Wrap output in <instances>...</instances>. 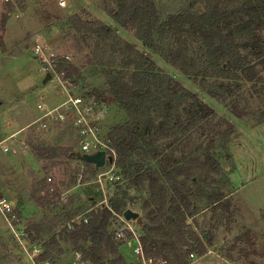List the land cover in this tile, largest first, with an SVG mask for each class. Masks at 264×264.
Listing matches in <instances>:
<instances>
[{
	"label": "rangeland",
	"instance_id": "rangeland-1",
	"mask_svg": "<svg viewBox=\"0 0 264 264\" xmlns=\"http://www.w3.org/2000/svg\"><path fill=\"white\" fill-rule=\"evenodd\" d=\"M153 1L158 16L164 19L182 10L203 12L212 0ZM245 1L258 0H227V3L234 7ZM116 9L117 0H72L67 9L59 8L56 0H0V108L5 109L6 115L0 113V138H4L0 143L7 142L0 146V197L16 203L6 217L14 228L12 235L15 242L20 244L14 249L20 262L10 261L0 247V264H49V261L37 262L48 238L53 235L58 237L65 227L86 222L87 213L100 211L105 206L100 203L102 197L96 194L97 185H100L95 179L102 171L106 175L100 184L105 187L108 200L121 187L130 198L128 210L136 214L130 218L118 214L124 218L122 221L113 213L109 232H115L119 222L122 226H130L139 239L143 232L144 210L141 203L147 194L137 186H130L115 165L113 167L106 162L103 168L93 172V164L88 165L77 157L38 159L33 154L32 144L64 146L71 148V153L79 152L74 131L66 123L56 121L44 129L34 120L22 132L11 133L22 123L41 116L65 99V91L54 85L51 77L47 78L54 75L53 71H57L63 58L82 72L80 76L75 74V91L103 102L100 134L108 144L109 131L127 118L110 94L97 95L105 82L103 71L110 66L117 67L120 56L115 54L116 58L112 59V53L102 40L70 27L66 22L68 13L107 24L115 37L147 53L158 68L233 124L234 132L226 144L228 157L219 154L222 149L218 146L214 148L209 139H205L200 147V151L209 150L220 161L222 174L214 185L227 198L228 209L209 205L205 197L197 199L196 207L187 217L186 229L195 232L201 244L193 241L188 233V245L183 250H190L187 264H264V120L237 118L223 103L202 91L199 78L185 75L147 48L135 36L133 29L116 23L109 15ZM259 33L264 41V26ZM36 44L43 47L45 61L36 56ZM258 68L264 76V68L260 65ZM253 84L241 81L246 98L257 106L259 103L251 95ZM16 112L19 113L18 119ZM6 121L10 125L2 127ZM4 133L6 136H3ZM7 156L16 160L6 159ZM145 163L153 167L156 164L155 161ZM48 177L51 181L47 180ZM7 225L0 216V233L6 238L11 232ZM59 244L62 254H57L56 264H89L70 243L60 240ZM122 246L118 251L126 264H143L130 247ZM164 255L148 256L152 264H168L167 259L171 257Z\"/></svg>",
	"mask_w": 264,
	"mask_h": 264
},
{
	"label": "trees",
	"instance_id": "trees-1",
	"mask_svg": "<svg viewBox=\"0 0 264 264\" xmlns=\"http://www.w3.org/2000/svg\"><path fill=\"white\" fill-rule=\"evenodd\" d=\"M109 13L120 26L133 29L135 36L166 62L187 76L199 78L202 91L223 103L237 118L264 120V76L258 68H264V41L259 33L264 26V0L245 1L234 7L227 0H212L203 12L182 10L164 19L158 16L153 0H117V9ZM66 17L76 31L102 40L112 59L115 54L120 56L117 67L103 71L105 82L97 95L110 94L127 117L113 126L108 138L123 179L147 194L141 203L143 250L147 256L169 255L168 264H187L190 250H183L188 245L187 234L201 244L195 232L186 229L196 200L205 197L209 205L225 210L229 205L214 185L222 174L220 161L209 150L200 151L201 144L209 139L214 148L222 149L219 154L228 157L226 144L234 126L158 68L147 53L115 37L107 24L83 19L76 13ZM57 71L66 72L73 82L76 75H82L64 58ZM241 81L255 83L251 95L257 106L246 98ZM71 150L31 145L38 159L79 158V152ZM145 161L156 164L149 166ZM119 189L100 211L87 213L86 222L65 227L58 237L48 238L37 262L56 264L57 254H62V240L89 264H126L118 251L123 242L109 232L113 213L123 214L129 209L127 191Z\"/></svg>",
	"mask_w": 264,
	"mask_h": 264
},
{
	"label": "built area",
	"instance_id": "built-area-1",
	"mask_svg": "<svg viewBox=\"0 0 264 264\" xmlns=\"http://www.w3.org/2000/svg\"><path fill=\"white\" fill-rule=\"evenodd\" d=\"M6 1L14 2L15 0ZM71 2L72 0H56L57 6L61 9H67ZM37 36H39V34H37ZM34 51L37 57L42 58L44 61L46 60L45 55L43 54V47L41 45L36 44L34 46ZM49 73H51V71ZM53 73L54 75L50 77L54 80V85L64 90L66 97L59 104L48 109L41 116L37 117L34 123H39V125L44 129H48L56 121L66 123V125L71 127L74 131L77 145L76 149L79 153L90 154L103 150L106 155L110 154L112 156V162L108 163L107 160L106 162L108 164H112L114 167L116 157L115 151L111 148L110 144H108V142L101 137L100 134V120L104 116L103 102L96 101L84 94L74 92V82L71 78L66 76L65 72L53 71ZM38 107L42 108V105L39 104ZM6 149L7 148H4V150ZM105 165L106 164H104L101 168ZM105 175L106 172L102 171L95 179V182L100 185V187H98L96 184V194L99 197H102L100 200L102 205H107L108 199L105 187L100 184ZM47 180L51 181V178L48 177ZM61 195H65V192H61ZM13 209L14 205L11 200L5 197H0V211L5 217L7 214L11 213ZM118 217L124 221L122 216L118 215ZM128 229L130 232H128ZM114 238L122 240L123 245L130 247L136 257L141 259L143 264H152L151 257L145 254L139 237L130 226H122L119 222L114 232Z\"/></svg>",
	"mask_w": 264,
	"mask_h": 264
},
{
	"label": "crops",
	"instance_id": "crops-1",
	"mask_svg": "<svg viewBox=\"0 0 264 264\" xmlns=\"http://www.w3.org/2000/svg\"><path fill=\"white\" fill-rule=\"evenodd\" d=\"M74 92H76L75 91V89L73 90ZM64 94H65V92H64ZM63 101V100H62ZM61 102V101H60ZM59 102V103H60ZM59 103H57V104H59ZM56 104V105H57ZM39 105V104H38ZM56 105H53V107L54 106H56ZM52 108V107H51ZM0 113L3 115V116H6L5 115V109L4 108H0ZM16 116H17V119H18V117H19V113H17L16 112ZM37 118H35V119H31V120H28V121H26L25 123H22V125H19L16 129H14L13 131H11V133H14V132H22L26 127H28L34 120H36ZM7 122V121H6ZM10 125V123L9 122H7V123H3V126L2 127H5V126H9ZM3 136H6V134L4 133L3 134ZM2 136V137H3ZM4 138H0V141H2ZM6 143L7 142H5V141H3L2 143H0V146L1 145H6ZM6 159H13V160H16L14 157H12V156H7V157H5ZM13 203V205H16V203H14V202H12ZM0 216L1 217H3L4 218V220H5V222H6V224H8L7 226H8V228L10 229V231L11 232H9V235H8V238H6L5 236H3L1 233H0V247H2L3 249H4V253L6 254V255H8L9 257H10V261L12 260V261H15V260H17L18 262H20V258H19V256L15 253V250L14 249H16V246L18 245H20L19 243L17 244V242H15V239H14V237H13V235H12V230L14 229L13 228V226H12V224L10 223V221L2 214V212L0 211ZM0 230H1V227H0ZM23 252V251H22ZM24 253V252H23ZM25 254V253H24Z\"/></svg>",
	"mask_w": 264,
	"mask_h": 264
},
{
	"label": "water",
	"instance_id": "water-1",
	"mask_svg": "<svg viewBox=\"0 0 264 264\" xmlns=\"http://www.w3.org/2000/svg\"><path fill=\"white\" fill-rule=\"evenodd\" d=\"M49 77L50 76H48L47 78H49ZM78 156L81 160L93 164L95 166V168L102 167L105 164L106 160L108 163L112 162V156L110 154L106 155L105 151H103V150L96 151V152H93L90 154L79 153ZM123 216L125 218H130V217H135L136 214L131 212L130 210H126L123 213Z\"/></svg>",
	"mask_w": 264,
	"mask_h": 264
}]
</instances>
